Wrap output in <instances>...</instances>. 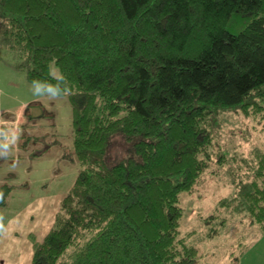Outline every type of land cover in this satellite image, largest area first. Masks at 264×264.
Here are the masks:
<instances>
[{
  "label": "trees",
  "instance_id": "1",
  "mask_svg": "<svg viewBox=\"0 0 264 264\" xmlns=\"http://www.w3.org/2000/svg\"><path fill=\"white\" fill-rule=\"evenodd\" d=\"M0 47L72 108L79 171L31 264H198L181 196L235 161L212 150L221 115L264 121V0H0ZM250 157L213 225L264 232V144Z\"/></svg>",
  "mask_w": 264,
  "mask_h": 264
},
{
  "label": "rangeland",
  "instance_id": "2",
  "mask_svg": "<svg viewBox=\"0 0 264 264\" xmlns=\"http://www.w3.org/2000/svg\"><path fill=\"white\" fill-rule=\"evenodd\" d=\"M36 85L15 70L0 47V187H14L15 200L10 196L9 202L20 213L27 211V203L35 205L67 193L79 171L77 162L64 159L72 151L74 136L69 99L46 93L39 84L37 93ZM263 144L264 121L234 111L218 118L212 150L235 161L222 167L211 164L194 194L181 196L185 209L181 236L199 250L198 264H264V232L259 225L249 224L242 214L228 215L224 226L207 219L217 214V202L239 185L246 172L239 160L251 164V154ZM116 146L114 156L121 148Z\"/></svg>",
  "mask_w": 264,
  "mask_h": 264
},
{
  "label": "crops",
  "instance_id": "3",
  "mask_svg": "<svg viewBox=\"0 0 264 264\" xmlns=\"http://www.w3.org/2000/svg\"><path fill=\"white\" fill-rule=\"evenodd\" d=\"M13 194L11 198L15 200ZM65 194L35 205L27 203L25 213L10 205L11 198L8 199L7 207L0 209V264L32 263L33 240L43 242L51 231Z\"/></svg>",
  "mask_w": 264,
  "mask_h": 264
},
{
  "label": "clouds",
  "instance_id": "4",
  "mask_svg": "<svg viewBox=\"0 0 264 264\" xmlns=\"http://www.w3.org/2000/svg\"><path fill=\"white\" fill-rule=\"evenodd\" d=\"M59 89L58 88H52V87H49L48 88V92L51 93L52 95H56L58 93ZM36 92L39 93L40 92V87L39 85L37 84L36 85Z\"/></svg>",
  "mask_w": 264,
  "mask_h": 264
}]
</instances>
